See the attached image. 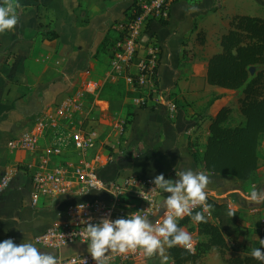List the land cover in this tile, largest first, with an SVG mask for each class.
I'll return each mask as SVG.
<instances>
[{
	"label": "crops",
	"instance_id": "crops-1",
	"mask_svg": "<svg viewBox=\"0 0 264 264\" xmlns=\"http://www.w3.org/2000/svg\"><path fill=\"white\" fill-rule=\"evenodd\" d=\"M135 2L0 0V4L12 3L18 17L12 29L0 32V181L6 170L17 171L10 187L0 194V241L13 238L19 244L31 238L33 242L55 218L46 201L42 200L36 208L31 205L29 168L38 162L46 141H40L39 150L28 152L11 150L9 143L13 139L48 116L59 120L69 131L79 127L77 117L85 126L95 128L100 138L105 131L112 132L114 104L99 95L111 76V59L99 51L106 38L117 37L116 27L126 20ZM242 15L264 18V0H174L170 19L151 24L147 36L161 48L157 70L161 91L149 97L145 107L134 111L125 130L127 147L124 156L119 157L132 163L113 164L103 175L113 179L118 171L141 177L163 173L166 179H177L176 172L182 168L205 172L209 177L206 197L217 196V202L228 203L240 213L243 227L238 232L242 228L251 231L250 244L241 245V254L234 256L251 255L257 247L264 250L260 244V239H264L262 223L257 230L256 224L245 219L248 215L264 220V200L251 198L254 189L264 188V184H259L264 180H258L256 173L246 182L208 173L202 164L194 162L189 143L196 139L203 154L211 121L224 108L231 109L233 118L230 115L229 125L235 126L244 119L240 111L243 90L212 86L207 80L210 59L222 51V36L231 29L233 18ZM96 54L99 62L103 59L110 66L104 79H95L99 63L92 58ZM256 66L259 65L249 68L251 77L262 69L256 70ZM73 102H80L81 113L61 112ZM117 145L115 142L113 147ZM130 147L139 151L135 159L125 156ZM102 150L96 153L99 158ZM108 157L109 154L103 155L97 167L105 168ZM168 195L164 192L163 200ZM22 224L26 229L20 228ZM185 231L190 233L188 228ZM190 235L196 241L198 233ZM235 236L229 241L232 245L235 239L238 242ZM165 249L169 258L168 248Z\"/></svg>",
	"mask_w": 264,
	"mask_h": 264
},
{
	"label": "built area",
	"instance_id": "built-area-1",
	"mask_svg": "<svg viewBox=\"0 0 264 264\" xmlns=\"http://www.w3.org/2000/svg\"><path fill=\"white\" fill-rule=\"evenodd\" d=\"M173 2L137 0L126 20L116 27L117 40L111 58L110 75L134 82L146 93L147 98L141 99L145 105L149 97L161 91L157 78L161 48L147 35L152 23H165L170 19ZM70 110L78 114L83 111V107L80 102H73L64 106L61 112ZM75 118L79 121V127L74 131H69L53 117L43 118L36 122L32 130L13 139L9 147L11 150L34 152L39 150L42 139L46 141L38 162L29 168L31 205L36 208L42 200L46 201L55 218L50 226L34 237V244L58 252L57 264H96L89 252L71 255L62 252L76 244H87V225L99 222L102 217L116 219L137 212L154 224L156 220L162 219L166 211L160 206L164 192L156 189L153 179L147 177L123 173L116 178L106 179L101 175L97 167L100 158L96 154L102 149L98 143L99 133L90 124L85 126L82 119ZM68 122L73 123V120L69 119ZM73 150L75 154L71 157ZM92 152L94 159H90ZM111 161L108 157L105 166ZM16 173L13 169L4 172L0 181V194L10 187ZM198 209L207 218L211 217L206 200L196 205L193 212ZM261 223L264 233V220ZM184 248L196 254V241L191 240L190 247ZM151 257L153 255L146 256L140 248L129 249L125 253L110 251L105 254L106 264H148Z\"/></svg>",
	"mask_w": 264,
	"mask_h": 264
},
{
	"label": "trees",
	"instance_id": "trees-1",
	"mask_svg": "<svg viewBox=\"0 0 264 264\" xmlns=\"http://www.w3.org/2000/svg\"><path fill=\"white\" fill-rule=\"evenodd\" d=\"M116 40L106 38L99 54L111 59ZM221 46L222 51L209 61L207 80L212 86L243 90L240 111L244 119L235 126L229 125L231 109L224 108L211 121L204 153L200 152L201 146L195 139L189 143L190 154L194 162L202 164L208 173L246 182L258 171L263 159L261 148L264 138V18L235 16L231 29L222 36ZM92 59L97 60L99 56L96 54ZM98 63L107 65L103 59ZM255 65H262L263 68L251 77L249 68ZM125 156L135 159L139 156V151L130 147ZM206 204L211 214V204L218 206L225 203L209 202V199H206ZM196 211L202 212L201 209ZM202 214L204 221L197 222L189 216L178 220V226L183 230L193 222L198 235L205 236L206 241L198 245L196 254H191L181 245L169 247L168 254L174 264H197L199 257L212 248H219L220 254L228 264H262L252 255L228 257L226 249L231 240V232L223 231L220 218L211 214L209 220L205 213ZM237 217L240 218V213L235 216ZM237 223L230 221L233 228L239 227ZM190 229L188 228L189 231ZM233 230L235 229H230Z\"/></svg>",
	"mask_w": 264,
	"mask_h": 264
},
{
	"label": "clouds",
	"instance_id": "clouds-1",
	"mask_svg": "<svg viewBox=\"0 0 264 264\" xmlns=\"http://www.w3.org/2000/svg\"><path fill=\"white\" fill-rule=\"evenodd\" d=\"M17 19L12 3L0 4V32L12 29ZM176 177L166 179L160 173L153 178L156 189L171 194L161 202V208L166 211L154 224L144 215L134 212L116 219L102 217L99 222L87 225V250L96 264H106L105 254L110 251L125 253L129 249L140 248L150 257L157 251L162 254L165 244L190 247L191 235L178 226L177 218L188 215L197 222L205 220L202 212H193V209L206 200L209 177L205 172L190 167L176 172ZM251 198L264 200V189H254ZM260 244L264 245V239H260ZM251 255L264 264V250L260 247L253 248ZM0 264H57V258L51 252L41 251L31 238H25L19 244L7 238L0 241Z\"/></svg>",
	"mask_w": 264,
	"mask_h": 264
},
{
	"label": "rangeland",
	"instance_id": "rangeland-1",
	"mask_svg": "<svg viewBox=\"0 0 264 264\" xmlns=\"http://www.w3.org/2000/svg\"><path fill=\"white\" fill-rule=\"evenodd\" d=\"M262 13V12H260ZM263 68L262 65L256 66V70H259V68ZM110 66L107 64L106 66L99 65L96 67L95 73L96 78L99 79V77H102L103 79L106 78V74L109 71ZM257 72V71H256ZM95 82V81H94ZM101 99H104L108 102H112L114 104V107L112 108L113 114H111L114 117V124L110 125L112 126V132L105 131V133L102 135V137L98 138L99 146L102 147L100 160L102 159L103 155H108L111 158V162L106 165L105 168L100 169L101 175H104L109 167H111L113 164L117 166H121L124 164H130L132 163L131 160L121 156L124 152V150L127 147L126 144V135L125 130L129 127V122L132 121L134 117V111L138 108L145 107L146 105L141 102L142 98H147L146 93L140 89L134 82L127 81L124 78H114L109 77L107 79V82L105 83L104 87L101 89L99 93ZM233 118V116L231 115ZM112 133V136H111ZM109 135V136H108ZM117 142L118 145L116 147H113V144ZM261 152L263 155V159L260 162V167L258 171L256 172L258 180H264V138L262 141V148ZM73 154H75V150H73L71 157H73ZM90 159H94V152L91 153ZM103 163V162H102ZM121 171L117 172V175L120 174ZM259 184L262 186L264 184V181H259ZM264 189V188H263ZM223 192H217V194H222ZM209 202H215L220 201L213 197L208 198ZM237 202V201H236ZM210 211L211 214H213L214 217L220 218L222 221L221 227L223 228V231L231 232L230 234L235 235L238 239V242H236V239L234 240V245H232L230 242L227 245L226 249V255L228 257L234 256V254H241V245L244 244H250V238L251 235L249 234L250 229L242 228L240 232V227H243L241 219L238 217L235 218V216H238L239 212L235 211L234 208H231L229 204H220V205H210ZM248 217V222H252L256 224L257 230L261 229V218L258 220L254 217H249L246 215L245 219ZM256 217V216H255ZM211 220V217L209 218ZM230 221L232 222H238L237 225L238 228H233L232 225H230ZM255 226V225H253ZM21 229H26L25 224L20 225ZM188 228L190 229V234L192 233H198L196 230L195 224L192 222L189 224ZM235 229L233 231H230V229ZM239 229V230H238ZM246 230V231H244ZM238 232V233H237ZM251 232V231H250ZM196 238V244H197V251H198V245L201 242L206 241L205 236H195ZM166 248L169 250L168 245H164V252L161 254L158 251L153 254V257L149 260L148 264H174V262L168 258L166 255ZM79 252H88L87 250V244H76L73 246L68 247L64 250V255H71L74 253ZM241 256V255H240ZM163 257H167L166 260L163 259ZM197 264H228L224 257L220 254L219 248H212L209 252L206 254H203L199 257Z\"/></svg>",
	"mask_w": 264,
	"mask_h": 264
},
{
	"label": "water",
	"instance_id": "water-1",
	"mask_svg": "<svg viewBox=\"0 0 264 264\" xmlns=\"http://www.w3.org/2000/svg\"><path fill=\"white\" fill-rule=\"evenodd\" d=\"M143 177H144V175H142ZM146 177L147 178H150V179H153L154 178V176H148V175H146Z\"/></svg>",
	"mask_w": 264,
	"mask_h": 264
}]
</instances>
